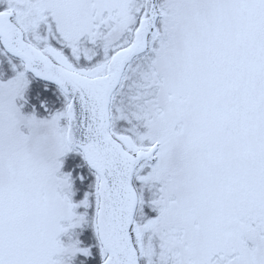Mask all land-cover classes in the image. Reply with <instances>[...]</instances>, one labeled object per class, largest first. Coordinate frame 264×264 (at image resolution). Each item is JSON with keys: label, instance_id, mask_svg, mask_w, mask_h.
I'll list each match as a JSON object with an SVG mask.
<instances>
[{"label": "snow or ice", "instance_id": "1", "mask_svg": "<svg viewBox=\"0 0 264 264\" xmlns=\"http://www.w3.org/2000/svg\"><path fill=\"white\" fill-rule=\"evenodd\" d=\"M0 264H264V0H0Z\"/></svg>", "mask_w": 264, "mask_h": 264}]
</instances>
